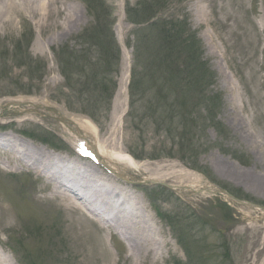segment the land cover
Segmentation results:
<instances>
[{
  "label": "rangeland",
  "instance_id": "rangeland-1",
  "mask_svg": "<svg viewBox=\"0 0 264 264\" xmlns=\"http://www.w3.org/2000/svg\"><path fill=\"white\" fill-rule=\"evenodd\" d=\"M139 1L144 0H21L4 15L0 134L13 131L70 155L92 143L100 152L117 148L132 156L141 171L127 169L136 180L123 184L154 218L162 249L148 260L134 258L127 239L107 223L106 214L100 220L77 209L62 196H52L35 174L0 163V264H264V188L256 186L257 180L264 181V0H157L164 5L159 16L182 22L185 34L198 39L200 57L210 72L208 80L188 92L194 101H185L182 88L175 90L180 102L171 106L177 115L173 121L188 118L168 131L158 125L159 115L166 117L167 111L149 114L146 105L157 100L148 86H161L165 80L159 72L164 66L153 59L157 42L152 34L150 40L143 37L149 33L148 22L125 14ZM95 3L111 8L121 52L117 64L112 62L117 86L111 98L79 92L78 76L65 77L60 68L59 59L67 51L93 49L83 34L96 22ZM138 37L141 42L146 38L150 47H140L146 70L137 66L135 73ZM90 56L97 58L96 53ZM133 74L142 82L146 99L130 107L128 82ZM201 95L218 97L215 115L195 103ZM45 107L57 109L64 121ZM79 120L93 131L81 126L79 131ZM0 155L12 160L7 152ZM204 187H222L244 203ZM157 213L173 219L186 248ZM223 247L229 249L226 258Z\"/></svg>",
  "mask_w": 264,
  "mask_h": 264
},
{
  "label": "trees",
  "instance_id": "trees-1",
  "mask_svg": "<svg viewBox=\"0 0 264 264\" xmlns=\"http://www.w3.org/2000/svg\"><path fill=\"white\" fill-rule=\"evenodd\" d=\"M145 2H147V0L142 2L139 1L134 6H128L126 8V13L129 18H131V16H140V23L148 22V27L145 28L149 29V33L143 34V37L150 40V34H152L153 39L157 42L156 50H153V59H158L164 66L163 70L160 69L159 72L165 74V80L160 79L162 81L161 86L151 84L148 86L149 89L153 90L157 100L153 101L149 99L146 105L149 109V114H156L158 112L163 114L164 110L167 111V113H164L166 117L159 115L160 120H158V125L164 127L165 130L168 131L178 128L179 125L185 122L188 118L187 115H185V117L178 116V121H173L177 115L174 114L175 109L171 110V106H174V104L178 105L180 102L174 97L175 90L182 88L185 101L188 102V100H193L188 97V92L194 91L197 88L196 86L198 83H201L203 80H208L210 72L206 68V63H204L203 59L200 57L201 49L197 44L198 39L194 38L191 34H185L186 30L184 29L182 22H173L164 16L156 18L160 15L159 7L164 6L159 5L157 0L150 1L151 4L149 5L147 3L145 4ZM95 5V9L97 10V14L95 15L96 22H94V26L91 27L92 29H87L83 34L84 39L93 49L86 47L81 48L79 51H67L65 55H61L62 57H65L59 59L61 63L60 68L65 77L69 78L70 76H78V80L80 81L78 85H82L80 86L79 92L85 93L91 90L100 95L106 94L107 98H111L117 86V82L114 80L117 67L114 66L112 62L115 61L116 65L119 61L120 49L112 31L114 20L111 8L105 10L103 9L102 4L100 8L99 4L95 3ZM155 18L156 20L151 21ZM131 20L135 23L137 22L133 19ZM146 38L141 42L138 37L135 46V65L133 66V71L135 73L137 66H142V68L146 70V68L143 67L144 64L141 65V61L143 63L144 60L139 57V49L144 43L145 46L147 45L148 48L150 47ZM90 45L88 46L90 47ZM95 53L97 58L93 61L92 56L90 55H94ZM97 63H100L101 65H99L98 69H95L93 65ZM179 66L181 68L180 71ZM149 74L154 75L153 73ZM133 76L134 74L132 75L130 83V95L132 99L130 107L133 106L135 101L138 102V100H142L144 102V99H146L140 87L142 86V82L138 80L137 77L135 79ZM82 77H84V80L81 82ZM179 78H183L181 83L178 80ZM173 79H175V81H173ZM83 84L86 85L85 88L83 87ZM197 92L202 93L199 89ZM199 98L200 100L195 101V103L200 106L199 108L204 105L203 108L205 107L210 114L212 113L215 115L218 97L215 95H201ZM170 99L172 100L170 101ZM190 105H193V103ZM137 107L140 108L139 105H137ZM133 109L134 108H132V110ZM168 220L178 241L184 248H186L185 237L181 234V230L176 228L173 219ZM224 244L225 243H222L221 246ZM223 248V257L226 258L229 249L227 247ZM190 255L193 256L192 254ZM176 264H182V262H176Z\"/></svg>",
  "mask_w": 264,
  "mask_h": 264
},
{
  "label": "bare ground",
  "instance_id": "bare-ground-1",
  "mask_svg": "<svg viewBox=\"0 0 264 264\" xmlns=\"http://www.w3.org/2000/svg\"><path fill=\"white\" fill-rule=\"evenodd\" d=\"M20 1L0 0V20L12 9L17 8ZM26 1L36 3V0ZM44 6L50 5L44 3ZM127 79L125 74L123 87L127 85ZM61 119L64 120L63 117ZM75 124L81 132V129L92 130L87 121L79 120L77 123L75 121ZM116 149L97 151L99 163L107 168L125 166L136 172L141 171L132 156ZM2 150L7 152L12 160H6L0 155V163L9 165L15 171L25 170L35 174L43 181V185L49 188L52 196H62L65 202L77 209H83L84 212H93L100 220L105 219L102 215L106 214L105 217L109 221L107 223H112L116 233L127 239L130 254L134 255V258L148 260L151 255L162 249L163 240L159 238V230L153 224L154 218L141 200L123 184L122 178H125V175L122 172V177L114 172L107 174L101 166L83 159L81 154L78 156L53 151L47 146L36 145L13 131L0 134V153H3ZM223 168L233 172L227 166ZM256 184L264 188V181L257 180Z\"/></svg>",
  "mask_w": 264,
  "mask_h": 264
},
{
  "label": "water",
  "instance_id": "water-1",
  "mask_svg": "<svg viewBox=\"0 0 264 264\" xmlns=\"http://www.w3.org/2000/svg\"><path fill=\"white\" fill-rule=\"evenodd\" d=\"M206 191H209V192H211V193H213V194H224V195H226L227 197H229V198H231V199H234V200H236V201H239L240 203H243V201L242 200H239V199H236V198H234L229 192H227L225 189H223V188H218L216 191H212V190H210V189H208V188H204Z\"/></svg>",
  "mask_w": 264,
  "mask_h": 264
}]
</instances>
